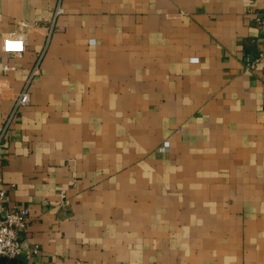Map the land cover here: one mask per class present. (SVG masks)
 Returning <instances> with one entry per match:
<instances>
[{
	"label": "crops",
	"instance_id": "obj_1",
	"mask_svg": "<svg viewBox=\"0 0 264 264\" xmlns=\"http://www.w3.org/2000/svg\"><path fill=\"white\" fill-rule=\"evenodd\" d=\"M57 3L0 0V134L42 56L0 146L29 264H264V0H62L47 44Z\"/></svg>",
	"mask_w": 264,
	"mask_h": 264
},
{
	"label": "built area",
	"instance_id": "obj_2",
	"mask_svg": "<svg viewBox=\"0 0 264 264\" xmlns=\"http://www.w3.org/2000/svg\"><path fill=\"white\" fill-rule=\"evenodd\" d=\"M259 0H247L250 8H256ZM62 0H58L53 18L50 23V28L47 33V44L51 35L57 30V20L60 15L64 13ZM256 19L260 31L264 34V12H256ZM18 29L2 38V50L12 56H22L26 50L25 36L31 28H37V24L30 25L27 22H20ZM48 45H46L47 47ZM263 56V55H262ZM42 56L37 60L32 68L27 81L15 99L12 110L6 120L4 132L9 128L12 121L18 116L20 111L28 106L31 102L30 86L34 78L40 72ZM14 70V67L4 65L0 68V74ZM0 134V146L4 142L5 133ZM170 143L165 141L161 146V150L169 149ZM9 187L4 185L0 176V262L3 258L7 259V263L16 260V264H29V261L40 253V248L36 244L27 245L25 243V236L28 234V223L30 220V211L27 208H8L6 200L8 197ZM65 198V196H62Z\"/></svg>",
	"mask_w": 264,
	"mask_h": 264
},
{
	"label": "water",
	"instance_id": "obj_3",
	"mask_svg": "<svg viewBox=\"0 0 264 264\" xmlns=\"http://www.w3.org/2000/svg\"><path fill=\"white\" fill-rule=\"evenodd\" d=\"M7 263V259L6 258H3L0 262V264H6ZM9 264H16V260H12L9 262Z\"/></svg>",
	"mask_w": 264,
	"mask_h": 264
}]
</instances>
